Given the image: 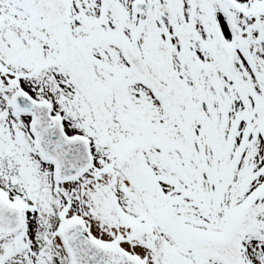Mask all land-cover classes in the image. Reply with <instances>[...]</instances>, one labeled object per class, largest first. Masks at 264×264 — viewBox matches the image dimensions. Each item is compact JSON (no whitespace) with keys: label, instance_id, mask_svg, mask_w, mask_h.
<instances>
[{"label":"snow or ice","instance_id":"snow-or-ice-1","mask_svg":"<svg viewBox=\"0 0 264 264\" xmlns=\"http://www.w3.org/2000/svg\"><path fill=\"white\" fill-rule=\"evenodd\" d=\"M0 264H264V0H0Z\"/></svg>","mask_w":264,"mask_h":264}]
</instances>
